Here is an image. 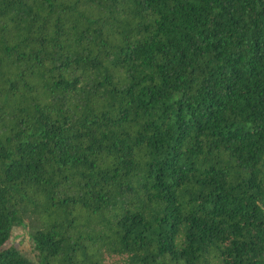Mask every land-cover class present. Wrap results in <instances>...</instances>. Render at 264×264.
<instances>
[{"label":"trees","instance_id":"16d2710c","mask_svg":"<svg viewBox=\"0 0 264 264\" xmlns=\"http://www.w3.org/2000/svg\"><path fill=\"white\" fill-rule=\"evenodd\" d=\"M0 264H264V0H0Z\"/></svg>","mask_w":264,"mask_h":264},{"label":"rangeland","instance_id":"374dc122","mask_svg":"<svg viewBox=\"0 0 264 264\" xmlns=\"http://www.w3.org/2000/svg\"><path fill=\"white\" fill-rule=\"evenodd\" d=\"M13 242L15 246L26 256L34 258V251L31 244L30 229L20 228L16 229L13 235Z\"/></svg>","mask_w":264,"mask_h":264}]
</instances>
